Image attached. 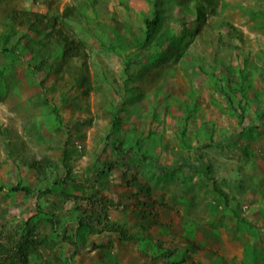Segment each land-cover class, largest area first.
Wrapping results in <instances>:
<instances>
[{"label": "rangeland", "instance_id": "obj_1", "mask_svg": "<svg viewBox=\"0 0 264 264\" xmlns=\"http://www.w3.org/2000/svg\"><path fill=\"white\" fill-rule=\"evenodd\" d=\"M26 221L29 264H264V0H0V226Z\"/></svg>", "mask_w": 264, "mask_h": 264}, {"label": "trees", "instance_id": "obj_2", "mask_svg": "<svg viewBox=\"0 0 264 264\" xmlns=\"http://www.w3.org/2000/svg\"><path fill=\"white\" fill-rule=\"evenodd\" d=\"M196 14L199 22H202L205 13L201 9H198ZM41 18L46 17H39L38 21L41 22ZM145 23L147 28L151 29L155 24V20L151 19L150 21H145ZM186 32L187 31L183 30L182 34L184 35ZM10 190L14 192L20 191L28 195L30 194V189L20 184L11 187ZM78 226H81V223ZM101 230L122 234V229L111 222H107ZM32 237L33 233L29 229V221H26L24 226L17 225L13 229L5 225L0 226V264H29L30 258L37 254L39 247L37 241ZM160 256L166 258L168 254L162 253Z\"/></svg>", "mask_w": 264, "mask_h": 264}]
</instances>
